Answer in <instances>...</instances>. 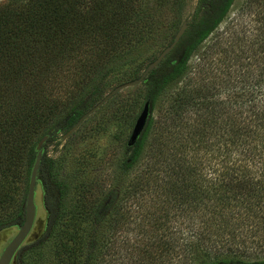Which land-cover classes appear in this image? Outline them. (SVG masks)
<instances>
[{"label":"trees","instance_id":"obj_1","mask_svg":"<svg viewBox=\"0 0 264 264\" xmlns=\"http://www.w3.org/2000/svg\"><path fill=\"white\" fill-rule=\"evenodd\" d=\"M185 1L7 0L0 5V232L24 222L36 146L49 134L36 186L42 192L43 230L22 244L11 264H163V259L264 264V0L246 1L254 50L250 44L245 49L263 65L239 79V91H233L236 83L226 86L234 94L216 103L202 87H172L179 81L191 86L183 83L189 60L236 0H198L200 20L188 23L173 50L138 85L139 113L148 102L149 117L132 147L127 141L139 113L127 124L119 181H126L145 156L149 161L128 183L123 200L104 204L106 175L78 182L59 176L55 161L45 159V147L103 98L115 75L135 64L132 76L139 78L162 46L172 43ZM159 11L173 20L163 23ZM244 39L238 33L237 45ZM163 97L169 98L164 109L159 108ZM193 116L197 139L185 124ZM195 142L193 150L208 156L216 146L219 170L209 175L201 172L203 166L190 169L173 155ZM257 145L262 148L255 154ZM49 181L56 201L49 197ZM94 192L101 194L98 201ZM133 196L134 216L127 203ZM129 231L134 239L127 237ZM134 253L132 261L122 257Z\"/></svg>","mask_w":264,"mask_h":264},{"label":"rangeland","instance_id":"obj_2","mask_svg":"<svg viewBox=\"0 0 264 264\" xmlns=\"http://www.w3.org/2000/svg\"><path fill=\"white\" fill-rule=\"evenodd\" d=\"M246 1L247 0L235 1L226 20L219 26L213 35L201 45L189 60L187 69L189 74L183 83L188 81L191 86H185V84H181L179 81L172 87H176V90L179 87H182L181 89H190L192 87L197 89V87H202L203 90H205V94L209 96V101L213 100L216 103H219L221 100H225L229 93L234 94L233 91L240 90L238 89L240 86L238 81L241 77H249L254 74V70L258 71L259 67L263 65V62L261 63L257 59L259 55L249 53L245 49L249 44L251 47L252 42L250 41L253 40L249 36V33L252 31V28H249L252 27L249 22L253 20V14L247 12ZM6 2L7 0H0V5H3ZM197 4L198 0L185 1V5L179 15L178 29L185 21L189 23L191 21L200 20L201 13L196 11ZM156 15H158L157 18H161L162 22L165 24H168L173 20V15L170 13L159 11ZM245 28H249L250 31L247 33ZM241 30L245 33V39L241 36ZM238 33L240 38L244 39L240 45H237L236 42V35ZM218 44L220 48L213 52ZM162 47L165 48L166 46L163 45ZM158 49L159 47L157 50ZM252 50L254 49L252 48ZM207 59L209 60L206 61ZM136 69L137 67L135 64L134 66L124 67L123 70L115 75V77L109 82L105 89L104 96L116 86L133 80L135 76H132V73ZM141 73L142 71L140 74ZM235 83L237 85V90L230 91L227 89L226 86L229 88ZM232 94L230 96H232ZM170 95H173V93L171 92L169 96ZM141 97L142 89L138 86L122 90L97 109L92 115L86 118L72 136L62 139L60 138L62 134H58V138L45 147V159H53L55 161V167L59 176L65 174L71 177V179H76L78 182L87 181L89 179L99 180L106 175L107 178H105V182L101 187L104 193L101 196L100 193L97 195V193L94 192V197L98 201L101 196V199L104 200V204L119 198H122L123 200L125 197L124 192L128 187V183L130 184L132 180L137 178L145 164L149 161L147 160L148 156H145L146 161L135 166L130 171L126 181H119L120 167L124 157L123 140L130 132V130L127 129V124L130 122L132 116L139 113ZM63 99L64 97L58 100L62 101ZM168 101L169 98L163 97V100L159 103V108L161 107L164 109L165 106H167ZM193 103L194 102L192 101L191 104ZM120 115L122 117H119ZM195 117L196 116H193L192 118L189 117L185 124L188 126V131L193 127L191 132L194 134L195 139H197L196 132L198 131L199 125L195 122ZM245 122L248 123V120ZM213 127H215V131L216 126ZM251 145L253 146V144ZM192 146L196 147V142L188 145L186 150L182 147L173 155H175L176 159H183L185 162L184 166L189 165L188 167L190 169H193L195 166H203L201 172L204 171L208 174L211 169L219 170V162L215 159L216 146L214 147V150H211L209 156L206 155L205 151L198 150L196 152L195 149L193 150ZM256 148L258 149H255L254 153L258 154L257 152L261 150L259 148H262V145H257ZM241 156L243 155L241 154ZM237 157L240 158L238 152ZM74 175L76 176L74 177ZM50 182L51 181H49V183ZM52 185L51 182L49 186L52 187ZM98 192L101 191L98 190ZM17 193L19 194V190ZM49 197L51 198V201L57 200V191L53 187L52 190H50ZM136 198L137 196H133L127 201L128 204H132L131 214L133 216L136 215L137 212ZM34 201L37 208V214L34 226L26 239L28 241L35 239L43 230L44 226L45 212L42 202V192L39 187L36 189ZM16 233L17 229L13 227L4 229L0 232V254ZM126 233L129 239L135 238L134 232L129 231ZM105 235L108 236L106 233ZM136 241L137 240L134 242ZM122 257L124 260L132 261L136 256L134 253L132 256L130 254H123ZM162 262L163 264H167L165 259H163ZM169 264L188 263L182 261L176 262V259H174Z\"/></svg>","mask_w":264,"mask_h":264},{"label":"water","instance_id":"obj_3","mask_svg":"<svg viewBox=\"0 0 264 264\" xmlns=\"http://www.w3.org/2000/svg\"><path fill=\"white\" fill-rule=\"evenodd\" d=\"M187 28H188V22L185 21L182 23V25L176 32L172 43L169 46L165 47L160 52V54L157 56V58L146 66L145 70L142 72L139 78H136L129 82H125L113 88L94 107H92L85 114H83L80 117V119L74 124V126L62 136V138L66 139L67 137L72 135L79 128V126L83 123V121L86 118L92 115L97 109L103 106L106 102H108L116 94H118L124 89L138 86L144 80V78L152 70H154L162 62V60L173 50V48L177 45V43L179 42L180 38L183 36ZM148 117H149V103L146 102L141 112L139 113L134 123V126L130 132V135L127 141L128 147H132L137 142V140L140 138L147 124ZM48 138H49V134L45 135L44 137L40 139V141L38 142L36 146L37 154L35 157V161H34L31 174H30V179H29L28 191H27L26 202H25L24 222L22 223L20 227H18L17 233L13 237V239L2 250L0 254V264H11L13 258L17 254L18 250L20 249L24 241L27 239L28 235L30 234L34 226L36 214H37V208H36L34 200H35V192H36L37 179H38V169H39V165H40V161H41V157L43 153L42 147L46 143Z\"/></svg>","mask_w":264,"mask_h":264}]
</instances>
